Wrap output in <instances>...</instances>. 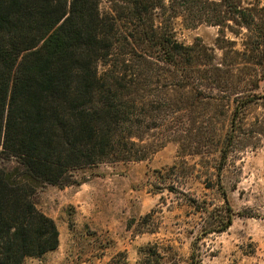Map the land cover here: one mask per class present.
<instances>
[{
	"label": "trees",
	"instance_id": "1",
	"mask_svg": "<svg viewBox=\"0 0 264 264\" xmlns=\"http://www.w3.org/2000/svg\"><path fill=\"white\" fill-rule=\"evenodd\" d=\"M107 1L103 12L101 0H0V157L9 164H0V264L58 246L56 223L34 202L39 188L74 184L77 168L143 160L192 134L184 120L203 86L224 88L221 67L208 47L176 39L174 18L250 29L255 17L240 0ZM231 222L230 212L218 231Z\"/></svg>",
	"mask_w": 264,
	"mask_h": 264
},
{
	"label": "rangeland",
	"instance_id": "2",
	"mask_svg": "<svg viewBox=\"0 0 264 264\" xmlns=\"http://www.w3.org/2000/svg\"><path fill=\"white\" fill-rule=\"evenodd\" d=\"M240 1L255 15L250 29L172 20L179 42L203 44L221 67L224 88L203 86L184 120L192 134L39 188L34 202L56 223L58 246L22 264H264V0ZM109 7L101 0V11ZM236 104L240 128L222 159Z\"/></svg>",
	"mask_w": 264,
	"mask_h": 264
}]
</instances>
